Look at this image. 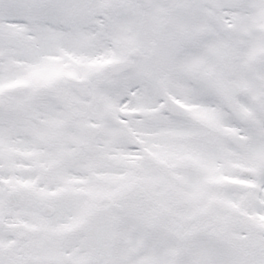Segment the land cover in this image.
I'll return each instance as SVG.
<instances>
[{"label":"snow or ice","instance_id":"6c2138e0","mask_svg":"<svg viewBox=\"0 0 264 264\" xmlns=\"http://www.w3.org/2000/svg\"><path fill=\"white\" fill-rule=\"evenodd\" d=\"M0 264H264V0H0Z\"/></svg>","mask_w":264,"mask_h":264}]
</instances>
